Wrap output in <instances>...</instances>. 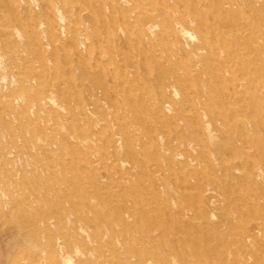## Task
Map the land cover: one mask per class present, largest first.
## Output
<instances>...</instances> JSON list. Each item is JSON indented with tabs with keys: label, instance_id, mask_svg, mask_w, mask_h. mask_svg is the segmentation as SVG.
Returning <instances> with one entry per match:
<instances>
[{
	"label": "bare ground",
	"instance_id": "1",
	"mask_svg": "<svg viewBox=\"0 0 264 264\" xmlns=\"http://www.w3.org/2000/svg\"><path fill=\"white\" fill-rule=\"evenodd\" d=\"M47 2L52 9V0ZM63 3L76 11V20L72 28L66 25L58 8L55 13L52 9L54 15L48 19V27L45 21L39 23L42 34L49 33L55 45L56 60L54 54L50 58L56 63L49 65L44 61L48 57H43L45 72L37 79L22 82L21 88L32 81L37 86L31 89L32 97H18V103L24 107L20 106L23 113L17 116L25 115L20 118L22 129L27 134L33 133L37 143H47L49 148L60 147L57 137L72 122L76 126L85 121L96 131L76 138L88 149L87 165L97 175L92 185L94 194L88 195L87 189L81 191L76 187L72 205L74 197H82L83 210L78 216L72 214V222H67L61 231L62 238H72V243L70 239L62 240L64 243L60 246L61 242H56L59 243L56 246L67 249L63 259L67 264L73 260L91 264L105 245L113 246L109 258L116 264H183L178 257L158 248V233L167 239L174 234L179 238L178 234L203 231L205 225L226 228L227 223L239 218L229 214L217 224L212 222L219 199L224 201L232 193L225 183L230 178H244L254 185L264 182V162H257L258 157L264 160L260 154L264 152V0H63ZM82 22L86 25L85 34L80 31ZM66 33L72 35L74 47L72 53L61 56L57 48L60 49L58 45ZM44 46L48 48L47 44ZM64 46V50L71 49ZM71 55L77 57L82 69L80 77L75 76L73 65L70 67L74 62ZM153 64L159 65V71L164 70L155 80L158 97H136L139 88L132 85L144 82L148 86L152 82ZM61 74L73 81L62 80ZM81 79L95 85L90 102L81 97L83 85L78 83ZM166 85L183 90L181 101L165 105ZM142 99L147 108L141 104ZM145 109L150 111L147 116L152 120L147 116L141 119ZM172 112L178 117L174 125L166 117V113ZM188 112L195 116H189ZM74 115L78 118L74 119ZM143 119H148L151 128L146 129L148 142L140 149L138 145L144 139L138 136L141 128L133 131L136 126L130 122L136 121L137 126L146 128L148 124ZM50 131L56 141L48 137ZM164 132L170 134L167 140ZM102 143H112L117 153L128 156L130 164L127 173L121 175L125 185L112 188L109 193L101 192L109 184L105 178L120 171L119 166L125 163L117 166L118 170L113 165L90 162V158L100 156L98 145ZM180 147L187 151L180 154L177 151ZM222 151L230 153L231 160L219 156ZM178 156L182 158L177 160ZM228 188L231 189L229 185ZM95 193L98 199L92 197ZM244 198L254 201L250 192ZM30 203L29 200L27 206ZM258 206L256 201L255 207ZM92 215L96 217L94 226H89L87 222ZM252 226L242 235L249 243L264 234L261 225ZM189 262L193 264L192 260ZM103 263L97 260L92 264Z\"/></svg>",
	"mask_w": 264,
	"mask_h": 264
},
{
	"label": "rangeland",
	"instance_id": "2",
	"mask_svg": "<svg viewBox=\"0 0 264 264\" xmlns=\"http://www.w3.org/2000/svg\"><path fill=\"white\" fill-rule=\"evenodd\" d=\"M62 3L63 0H52V9L55 13L58 8H60L65 16L64 23H66V25L70 24L72 28V24L77 17L76 15L74 17L76 11L72 12L70 7H68L69 5L65 6L63 5L65 3ZM52 9L47 0H0V236L2 237L6 249V256L0 264H67L63 261L64 256L66 257L67 249H59V246H56L59 245V243L57 244L56 242H61V246L64 243L62 240L67 241L70 239L62 238V228L67 222H72V214L80 215L83 210V207L81 206L83 205L82 197H74L76 202L74 201V205H72L73 195L77 193L78 187L81 191H86L87 189V191H89L88 195L94 194L91 193L93 192L92 185L94 186L97 175L95 176L91 170V166L87 165V163H89L88 149L81 145L76 138L83 137L89 133L93 134L96 131L93 132L92 128H90L85 121H82L81 124L76 126L72 122V126L68 125L64 132L57 137V140L61 143L60 147L59 145H53L54 147L52 146L49 148L47 143H37L38 141H36L33 133L28 132L27 134V132L23 130L24 128L22 129L20 126V118L25 117V115L17 117L19 114L23 113L21 107H24L21 102L18 103V97H24L25 99L27 97H32L31 89L36 84V82L32 81L33 83L31 82V85H26L24 88H21L22 82H25L26 80L30 81L34 78L37 79L39 74L45 72L43 70L45 62L52 66L56 63L52 61L53 57H51L52 59L50 58V56H53L55 53V45L48 36L49 33L44 35L42 34L43 28H39V23L41 21H45V24L48 27L50 24L49 21L51 18L53 19L52 16L54 15ZM45 17H47V19ZM4 24L7 26L6 29L4 28ZM81 25L82 28L80 31L82 34H85V22H82ZM193 32L190 31V33ZM17 33H19V35ZM72 42V35L68 33L64 34L58 45L60 46V49L59 47L57 48L61 56L65 55L67 52L72 53V47H74V43ZM188 42L191 41L188 40ZM42 43L44 44L41 45ZM46 44L48 47L47 49L46 46H44ZM63 45H65L64 47L67 46V48L71 49L64 50ZM43 57H45V59L48 57L49 60L48 58L47 60H44ZM71 57L74 59V62H72L70 67L73 65L74 68L72 67V69L74 70L73 72L75 76L80 77L82 75V69L78 65L77 57L75 58V56L73 57L72 55ZM52 66L49 67L51 68ZM153 66V74L151 75L152 82L147 83L149 84L148 86L145 85L144 82L136 84L137 87L132 85L133 88H139L136 97H155V95L158 97L155 80L158 74L162 73L164 70L161 69L159 71V65L157 66L153 64ZM24 74H27V76H23ZM60 78L68 82L71 80L73 81V79L62 74ZM78 83L83 85L81 86V97H84L86 102H88L89 99L93 97L91 94L95 85L93 86L89 81L82 79ZM73 86L72 82V87ZM258 88L259 85L257 89ZM135 91L137 90L135 89ZM164 91L166 95L164 100L165 105L172 106L175 104V100L181 101L183 98V90L180 87L172 88L166 85ZM72 97L76 96L72 95ZM142 101L143 99L140 100L141 104L147 108V104ZM15 103H17L16 106ZM149 113L150 111L145 109L140 116L141 119L146 118ZM192 114L195 116L193 112H190L189 116ZM14 117H16L15 121L13 119ZM166 117L168 122L172 125H174L176 119H178L173 112L171 114L166 113ZM76 118L78 117L74 115V119ZM147 118L152 120L151 117L147 116ZM141 119H139L138 122L142 123ZM143 120L146 125L148 124L146 128H142L140 125L137 126L138 124L136 121L133 123L130 122L132 126H136L132 128V130L136 131L138 127L141 128V130L138 131V136L141 135L146 139H142L141 143H139L138 148L140 149L143 148L142 146H146L148 142V137L145 134L146 129L151 128L148 119ZM162 121H165L164 117L162 118ZM9 125L11 126L9 127ZM18 128H20L21 131ZM15 130H17V133ZM2 131H4V135H2ZM164 133L167 136V140L170 134L167 132ZM185 133L186 132L183 131V134L187 136L188 133ZM74 135L75 137H73ZM3 136L5 138L4 140ZM54 136V133L51 131L48 132V137H52V139L50 138L52 141L54 139L56 141ZM37 147H39L40 150H38ZM99 149L101 151H99ZM60 150H62V152ZM151 150H153V148ZM185 150L187 151L184 147L177 149L180 154ZM98 151L100 156H98V158H90V162H99L100 164H106L107 166L113 165L114 167L116 166V169H118L117 166L125 163L123 165L124 167L119 166L121 170L115 173L116 176L114 173H111L109 178H105L109 184L104 186L103 189H101V192L109 193L112 188L121 187L122 184L125 185L124 182L121 181V175L124 171L127 173L129 170V158L125 153H117L113 149L112 143L110 145L107 143L99 144ZM53 154L55 157H53ZM260 154L264 155V152L261 151ZM219 156H225L228 160H231L232 158L230 153L223 151L222 153H219ZM178 157L177 160L182 158ZM102 158L104 159V162ZM257 162L262 163L264 160H261L258 157ZM30 165L31 167H29ZM27 168L30 169L27 171ZM141 168L143 167H140V169ZM149 168L154 171V168L151 166ZM39 171L41 172V177ZM112 171H114V168ZM28 172L30 173L29 175ZM144 173H146V171H144ZM151 174H153V172ZM62 177L64 179H62ZM225 185L226 188L232 192L229 194L228 198L231 196L236 201H234V199L229 200L227 197L224 201H221V199H219L220 201L217 200L220 203L218 202V205L215 206L216 217L212 222L217 224L223 217L227 218V215L229 214L230 217L236 215V217L239 218L237 221L227 223L228 225L226 228L220 227L219 229L211 225H205L203 231L199 230L200 232H194L193 234H178L179 238L174 234L165 239L160 237V234L158 233V248L172 257H178L182 260L183 264H190V260L193 261V264H196L195 261H199L198 264H264V234L260 233V235L254 240H251L250 243L242 237L249 228L253 227L252 225H261V228L264 230V216H262L264 214V182L259 181V183H255L254 185L244 178L242 180L239 178H230ZM228 185L231 189L228 188ZM181 186L182 188H185V186ZM188 191H191V189H188ZM181 192H184V190H181ZM247 192L251 193L254 201L244 198L245 193ZM193 193H195V191ZM41 195L43 197L45 196L44 199ZM88 195H86V197H88ZM29 196L32 198L29 199ZM92 197L99 198L97 193ZM105 197H107V195ZM240 197H242V200H240ZM29 200L31 203L30 206H27L29 205ZM256 201L259 203L258 207H255ZM23 204L27 206V209ZM16 207L18 209H16ZM20 210H22L21 214L19 212ZM31 211H34L35 214ZM112 211L113 210L110 209V212ZM14 212L17 213L15 214ZM42 212L44 214H41L42 216H40V213ZM45 212L47 213L45 214ZM114 215H118V213L115 212ZM36 216H38V218ZM89 218H91V220H88L87 223L89 226H94L93 223L95 222L96 217L92 215ZM34 219L38 222L36 223ZM47 222H52V224L48 225ZM40 224L45 228H42ZM53 229H55L54 232L52 231ZM189 235L191 236L188 237ZM57 239H59V241ZM69 242L70 244L72 243V238ZM112 248V245H105L102 247V250L98 253V257L101 258H96L94 255L91 264L97 260L104 261L103 264H116L117 261H112L109 258ZM240 253L242 255H240ZM58 254L61 256L59 257ZM101 254H104L102 256L107 257L102 258V256H100ZM61 261L63 263H61ZM70 264H78V262L76 263V261L73 260Z\"/></svg>",
	"mask_w": 264,
	"mask_h": 264
},
{
	"label": "crops",
	"instance_id": "3",
	"mask_svg": "<svg viewBox=\"0 0 264 264\" xmlns=\"http://www.w3.org/2000/svg\"><path fill=\"white\" fill-rule=\"evenodd\" d=\"M5 256H6L5 245L2 240V237L0 236V263L4 260Z\"/></svg>",
	"mask_w": 264,
	"mask_h": 264
}]
</instances>
